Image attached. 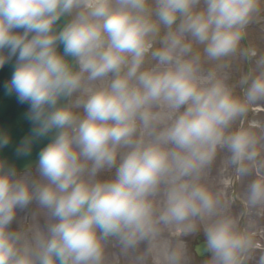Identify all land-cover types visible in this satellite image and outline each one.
I'll use <instances>...</instances> for the list:
<instances>
[{"label":"clouds","instance_id":"clouds-1","mask_svg":"<svg viewBox=\"0 0 264 264\" xmlns=\"http://www.w3.org/2000/svg\"><path fill=\"white\" fill-rule=\"evenodd\" d=\"M262 3L0 0V68L15 58L4 87L33 124L17 155L55 132L34 170L0 160V264H108L113 242L138 264H186L199 232L207 264H249L258 246L235 199L205 177L225 153L247 180L236 199L264 211V120L244 123L264 105V54L241 48ZM236 56L255 67L235 85L205 68ZM33 204L43 224L11 230Z\"/></svg>","mask_w":264,"mask_h":264},{"label":"rangeland","instance_id":"rangeland-1","mask_svg":"<svg viewBox=\"0 0 264 264\" xmlns=\"http://www.w3.org/2000/svg\"><path fill=\"white\" fill-rule=\"evenodd\" d=\"M246 37L251 48L257 50L258 54H264V3L261 4L260 12L248 26ZM241 48L245 49L243 41H241ZM254 67L255 66L252 65L251 69H254ZM205 68L218 72L226 77L228 83L235 85L241 75L247 72L248 64L239 56H236L229 58L226 62V66H220L216 62H206ZM252 120H264V105H257L249 113L244 122L245 125ZM111 174L112 173H105L102 178H108ZM205 181L210 188L220 192L226 201L235 199L236 202L231 204L229 210L233 215L240 217L239 227L242 230L248 231L252 235L255 244L258 246L257 251L254 254L255 258L249 261V264H257L256 258L261 254H264V211H246L239 199H236V197L243 192L247 180L241 181L236 179L232 174V170L226 165L225 153H220L209 169ZM25 221H28L29 223L43 224V215L40 209L34 204L30 205L27 209L18 210L17 219L12 223L10 229L18 230L21 224ZM199 235L204 236L203 232H199L193 236L184 238L187 254L186 264H207L209 258L201 260L197 258L193 250V245L196 243V238ZM167 237L173 243H177L180 239L171 234ZM107 257L108 264H132V261L135 260V255L128 257L121 255L120 249L115 242L109 244Z\"/></svg>","mask_w":264,"mask_h":264},{"label":"water","instance_id":"water-1","mask_svg":"<svg viewBox=\"0 0 264 264\" xmlns=\"http://www.w3.org/2000/svg\"><path fill=\"white\" fill-rule=\"evenodd\" d=\"M69 19L70 17H62L58 24L62 27ZM58 50L62 53L63 45H60ZM67 59L72 62L71 57H67ZM14 65L15 58L11 62L6 63L3 68H0V133H5L10 137V143L0 149V160L4 161L8 166L15 167L17 173H21L37 166L40 151L51 142L55 132L36 139L29 155H17V147L25 137L31 135L33 124L26 116L29 105L27 103H19L16 95L14 93L9 95L4 87L5 83L11 79ZM207 253L205 246L198 250V254L201 257Z\"/></svg>","mask_w":264,"mask_h":264},{"label":"bare ground","instance_id":"bare-ground-1","mask_svg":"<svg viewBox=\"0 0 264 264\" xmlns=\"http://www.w3.org/2000/svg\"><path fill=\"white\" fill-rule=\"evenodd\" d=\"M167 236L170 235V234H166Z\"/></svg>","mask_w":264,"mask_h":264}]
</instances>
